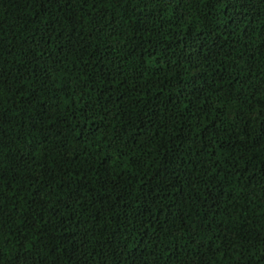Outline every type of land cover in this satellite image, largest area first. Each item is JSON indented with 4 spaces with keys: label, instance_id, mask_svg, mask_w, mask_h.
<instances>
[{
    "label": "trees",
    "instance_id": "trees-1",
    "mask_svg": "<svg viewBox=\"0 0 264 264\" xmlns=\"http://www.w3.org/2000/svg\"><path fill=\"white\" fill-rule=\"evenodd\" d=\"M0 264H264V0H0Z\"/></svg>",
    "mask_w": 264,
    "mask_h": 264
}]
</instances>
